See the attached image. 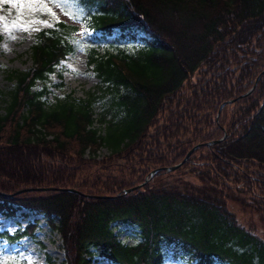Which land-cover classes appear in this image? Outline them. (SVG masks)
I'll use <instances>...</instances> for the list:
<instances>
[{
  "label": "trees",
  "instance_id": "obj_1",
  "mask_svg": "<svg viewBox=\"0 0 264 264\" xmlns=\"http://www.w3.org/2000/svg\"><path fill=\"white\" fill-rule=\"evenodd\" d=\"M60 3L69 21L40 31L33 67L9 75L0 192L79 193L0 196V211L44 215L66 264H264V238L229 209L239 204L264 224V0ZM80 24L94 33L88 64L108 91L50 103L51 77L78 50ZM98 99L105 135L94 127ZM103 146L110 154L98 160ZM115 223L138 240L121 241Z\"/></svg>",
  "mask_w": 264,
  "mask_h": 264
},
{
  "label": "rangeland",
  "instance_id": "obj_2",
  "mask_svg": "<svg viewBox=\"0 0 264 264\" xmlns=\"http://www.w3.org/2000/svg\"><path fill=\"white\" fill-rule=\"evenodd\" d=\"M21 3L23 7L19 6ZM29 4L31 7L28 6ZM49 8L55 16L48 11ZM63 20L69 21L62 10L49 0H11V2L0 0V31L3 34L0 43V114L5 113L6 101L10 99V94L16 85L10 80V73L31 69L33 67L30 57L31 48L35 43L36 35L42 30L53 29ZM80 28L77 34L78 50L68 56L51 77V93L47 96L50 103H55L59 99L64 100L69 94L78 99H87L92 94L99 95L108 91L107 85L97 78L88 64L87 53L91 46L95 45L94 33L85 24H80ZM86 31L88 35L85 34ZM42 87V83L37 86L38 89ZM93 110L94 127L99 129L101 135H105L107 125L99 120L104 110L100 99L97 100ZM109 154L108 148L103 146L97 153V159L102 160ZM83 195L87 198L94 197ZM229 209L243 226L264 238V224L260 215L246 211L233 202L229 204ZM113 227L121 241L131 245L138 240L133 227L117 223ZM24 232L32 233V236H26L15 243L0 239V264H66L61 236L51 228L43 215L34 211L18 210L16 214L10 216L6 211H0V234L9 233L15 236ZM94 264L111 263L103 258H96Z\"/></svg>",
  "mask_w": 264,
  "mask_h": 264
},
{
  "label": "water",
  "instance_id": "obj_3",
  "mask_svg": "<svg viewBox=\"0 0 264 264\" xmlns=\"http://www.w3.org/2000/svg\"><path fill=\"white\" fill-rule=\"evenodd\" d=\"M197 149V146L194 147L189 153L188 155L186 156L185 160L183 161V163H181L180 165H177L175 167H172L170 169H167V171H174L178 168H180L184 163L185 161L188 160V158H190V156L192 155V153ZM163 169H158L156 171L153 172L152 176H154L157 172L161 171ZM142 187V185H139L138 187L136 188H140ZM136 188H131L127 191H125V193H130L132 191H134ZM45 191H62V192H73V193H79V191L75 190V189H64V188H53V187H50V188H26V189H22V190H19L17 191L15 194H12V195H7L5 193H1L0 192V196H3V197H7V198H13L17 195H20V194H23V193H29V192H45ZM93 198H99V197H93Z\"/></svg>",
  "mask_w": 264,
  "mask_h": 264
},
{
  "label": "snow or ice",
  "instance_id": "obj_4",
  "mask_svg": "<svg viewBox=\"0 0 264 264\" xmlns=\"http://www.w3.org/2000/svg\"><path fill=\"white\" fill-rule=\"evenodd\" d=\"M10 2H11V0H10ZM54 2L57 3V6L67 7V4H61V3H60V0H54ZM19 6H20V7H23L24 5H23V3H21ZM28 6L31 7L30 4H29ZM44 7H46V5H44ZM48 11L51 12V14H52L53 16H55V13L52 12V10H51L50 8L48 9ZM65 14H66V15H69L72 19H78V17H77L76 15H74L73 13H71V12H65ZM42 23H45V24H46L47 22H46V21H42ZM85 34L88 35V32L86 31Z\"/></svg>",
  "mask_w": 264,
  "mask_h": 264
}]
</instances>
